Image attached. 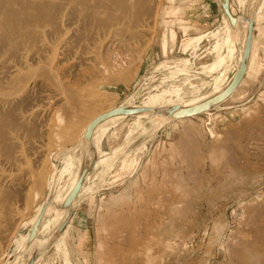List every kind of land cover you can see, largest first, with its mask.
<instances>
[{"label": "rangeland", "instance_id": "obj_1", "mask_svg": "<svg viewBox=\"0 0 264 264\" xmlns=\"http://www.w3.org/2000/svg\"><path fill=\"white\" fill-rule=\"evenodd\" d=\"M224 1L156 0L157 18L147 35L112 59L118 63L112 82L110 76L81 87L96 101L93 112L145 106L153 97L159 107L154 111L168 110L177 101L209 96L221 80H231L238 55L228 53L232 36ZM234 3L257 27L253 63L235 93L210 113L153 120L154 128L142 129L132 116L108 126L101 164L89 170L62 237L38 264H264V0ZM36 120L40 129L47 124L59 133L20 134L16 166L0 162L1 172L14 179L21 212L15 223L0 220V264L16 263L40 210L61 200L83 168L82 162L77 169L72 163L74 154L92 144L85 143L86 127L67 131L64 118ZM22 255L29 264L27 252Z\"/></svg>", "mask_w": 264, "mask_h": 264}, {"label": "bare ground", "instance_id": "obj_2", "mask_svg": "<svg viewBox=\"0 0 264 264\" xmlns=\"http://www.w3.org/2000/svg\"><path fill=\"white\" fill-rule=\"evenodd\" d=\"M224 2L223 20L229 36L235 37L228 38V53L238 55L234 67L235 75L242 69V75L232 89L226 91L234 77L231 80L226 77L221 80L213 94L187 104H183L185 99L177 101L172 109L154 111L153 109L159 107L156 105L157 99L153 97L145 106L128 103L118 109L95 113L91 109L95 99L90 98L87 92L85 94L81 87L94 85L99 80L102 84L110 76L112 82L118 69V63L113 65L112 59L115 55L126 53L132 50L133 46H138L147 35L149 24L157 18L156 0H0V162L11 168L16 166L15 138L18 135L40 134L38 130L53 131L46 123L44 130L40 129L42 125L39 127L38 123H34V120L40 117L58 121L64 118V121H67L65 127L58 123L61 131L63 127L67 131H73L80 125L84 129L86 127L88 131L85 143H92L86 150L80 148V152L74 154L72 163L77 164V169L82 167V162L83 168H78L79 174L71 179L73 182L70 180L69 183L72 184L62 193L61 200L40 210L32 235L25 240L26 245L22 246L15 264H25L23 251L27 252L29 264H38L39 256L43 255L52 242L62 237V231L72 217V204H76L75 200L89 177V170L100 163L98 156L102 153V134L108 126L132 116L139 120L142 129H150L154 125L153 120H183L200 113H210L212 108H219L235 93L252 66L257 27H254L251 20L241 17L234 0ZM227 59L230 60L231 56ZM190 109L191 114L183 115ZM87 117H92L88 127ZM44 136L46 138L45 134ZM21 160L20 163L23 164L24 159ZM5 168L7 169V166ZM3 172L0 168V220L11 224L21 218V212L15 204L16 194L12 190L14 179L12 180L10 173ZM29 185L27 188L29 187L30 194ZM22 189L24 190V187ZM66 210H70L68 217Z\"/></svg>", "mask_w": 264, "mask_h": 264}, {"label": "water", "instance_id": "obj_3", "mask_svg": "<svg viewBox=\"0 0 264 264\" xmlns=\"http://www.w3.org/2000/svg\"><path fill=\"white\" fill-rule=\"evenodd\" d=\"M241 75H242V69H240V70L237 72V74L234 76V78H233L231 84L228 86V88H227L226 91H229L230 89H232V88L238 83V81H239ZM191 113H192V109L185 111L183 115H188V114H191Z\"/></svg>", "mask_w": 264, "mask_h": 264}]
</instances>
